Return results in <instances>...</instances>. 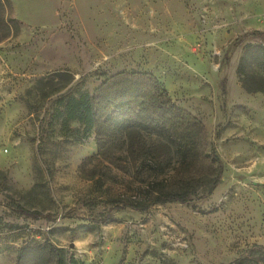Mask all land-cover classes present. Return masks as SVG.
<instances>
[{
  "label": "rangeland",
  "instance_id": "374dc122",
  "mask_svg": "<svg viewBox=\"0 0 264 264\" xmlns=\"http://www.w3.org/2000/svg\"><path fill=\"white\" fill-rule=\"evenodd\" d=\"M0 13V264L23 247L21 264H236L264 248V60L255 35L240 40L264 31V0H10ZM122 71L151 74L200 122L194 155L155 139L159 164L97 156L64 103ZM159 187L191 193L149 205Z\"/></svg>",
  "mask_w": 264,
  "mask_h": 264
},
{
  "label": "trees",
  "instance_id": "16d2710c",
  "mask_svg": "<svg viewBox=\"0 0 264 264\" xmlns=\"http://www.w3.org/2000/svg\"><path fill=\"white\" fill-rule=\"evenodd\" d=\"M7 7H10V0H0V11ZM0 29H3L0 30L1 41L10 33L8 21L1 13ZM247 35L257 37L256 48L262 53L261 58L264 60V31L245 34L240 40ZM238 73L245 81L248 75L243 60L238 66ZM244 85L247 90L256 89ZM64 114L66 119L82 125L86 132L93 130L97 156L108 159L120 169L125 166L115 159L129 158L138 163V168L151 161L159 164L161 152L151 148L155 139L172 145V151L182 161H186L189 155L196 153L193 136L201 128L196 118L171 101L166 89L154 76L139 72H118L103 80L92 92L82 91L78 95L68 96L64 103ZM145 138L150 141V145H147ZM155 185L158 184L148 182L149 192ZM156 191L158 192L149 200V205L154 202H186L191 193L188 188L172 191L159 187ZM147 198L149 195L145 196L144 200ZM148 204L128 202L126 205L141 210L148 207ZM18 212L35 219L43 217L40 212L21 207ZM27 251L26 247L20 249L18 264L23 262ZM54 264L81 263L72 256L66 259L63 255L55 253ZM236 264H264V248L259 246L250 250L248 255L238 259Z\"/></svg>",
  "mask_w": 264,
  "mask_h": 264
}]
</instances>
